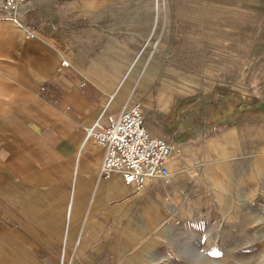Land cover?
<instances>
[{
    "label": "crops",
    "instance_id": "obj_1",
    "mask_svg": "<svg viewBox=\"0 0 264 264\" xmlns=\"http://www.w3.org/2000/svg\"><path fill=\"white\" fill-rule=\"evenodd\" d=\"M231 4L228 42L180 29L138 72L100 84L74 67L80 38L60 22L23 21L25 10L0 16V120L20 127L0 133V264H126L149 240L140 234L166 219V198L182 187L185 170L201 161L209 142L238 111L247 118L256 103L264 110V0ZM119 50L111 40L92 67ZM63 62L70 68L59 74ZM133 102L142 103L151 134L174 146L166 183L137 189L121 173L101 177L106 149L86 131ZM238 135L247 141L253 131ZM235 147L239 142L229 140L219 150L231 154ZM207 176L212 180V171ZM212 182L219 193L227 190L225 179Z\"/></svg>",
    "mask_w": 264,
    "mask_h": 264
},
{
    "label": "rangeland",
    "instance_id": "obj_2",
    "mask_svg": "<svg viewBox=\"0 0 264 264\" xmlns=\"http://www.w3.org/2000/svg\"><path fill=\"white\" fill-rule=\"evenodd\" d=\"M231 1L27 0L26 4H30L20 10L26 11L23 21L31 22L38 17L40 21L60 22L80 38L77 51L80 64L74 67L88 80L100 84L121 81L138 72L153 53L165 51L180 29L195 38L204 36L211 42H228L230 18L236 12ZM2 3L0 0V16L14 17L15 14L3 13ZM20 19L17 15L16 21L23 26ZM13 33L21 39L20 32ZM27 37L25 34L22 41ZM111 40L120 47L118 56L114 60L105 58L100 67H92ZM261 108L254 104L247 118L238 111L220 135L209 142L201 161L185 170L182 187L166 198L167 208L173 212H166V219L158 223L154 232L140 234L149 240L136 245L126 264H264ZM6 128L20 129L15 121L0 120V133ZM237 131L246 134L253 131V136L247 141L240 135L234 138ZM229 140L239 142V147L231 154H221L220 146ZM196 170L198 179L192 180L191 173ZM209 171L213 181L228 182L227 190L219 193L216 183L211 185Z\"/></svg>",
    "mask_w": 264,
    "mask_h": 264
},
{
    "label": "built area",
    "instance_id": "obj_3",
    "mask_svg": "<svg viewBox=\"0 0 264 264\" xmlns=\"http://www.w3.org/2000/svg\"><path fill=\"white\" fill-rule=\"evenodd\" d=\"M27 0H3L2 10L14 14ZM68 63L56 69L61 74ZM86 138L106 149L101 177L121 173L127 184L140 189L145 184L166 183L171 177L170 158L174 146L151 134L142 113V103L133 102L107 123L96 122L86 131Z\"/></svg>",
    "mask_w": 264,
    "mask_h": 264
},
{
    "label": "bare ground",
    "instance_id": "obj_4",
    "mask_svg": "<svg viewBox=\"0 0 264 264\" xmlns=\"http://www.w3.org/2000/svg\"><path fill=\"white\" fill-rule=\"evenodd\" d=\"M2 4H3V3H2ZM24 5H25V4H24ZM24 5H23V6H24ZM21 7H22V6H21ZM21 7L17 10V13H18L19 10L21 9ZM17 13H16V14H17ZM29 36H30V35H29ZM63 63H68V62H63ZM63 63H62V64H63ZM68 64H69V63H68ZM69 65H70V64H69ZM198 254H199V253H198ZM200 254H201V252H200Z\"/></svg>",
    "mask_w": 264,
    "mask_h": 264
}]
</instances>
